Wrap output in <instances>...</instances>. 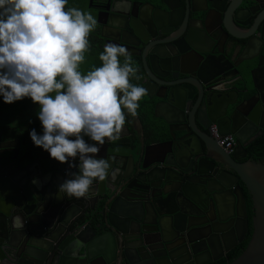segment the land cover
Listing matches in <instances>:
<instances>
[{
  "label": "water",
  "instance_id": "obj_1",
  "mask_svg": "<svg viewBox=\"0 0 264 264\" xmlns=\"http://www.w3.org/2000/svg\"><path fill=\"white\" fill-rule=\"evenodd\" d=\"M202 3L199 9L191 0H174L173 6L162 0L166 27L181 30L196 62L175 45V53L148 52L140 86L147 102L156 100L152 117L159 122L145 138L132 116L140 130L134 152L101 147L98 156L121 169L115 181L94 182L95 195L88 199L61 197L60 185L79 173L80 162L65 170L50 156L24 166L15 159L17 150L10 158L0 156V264L217 261L246 230L241 186L250 199L249 232L245 248L227 264H264V142L243 161L249 132L264 131V4L251 12L243 7L246 0ZM109 8L103 26L130 38L139 40L132 20L144 31L164 24L152 12L144 16L138 0H111ZM196 13L201 16L194 27L189 15ZM209 15L217 22L208 24ZM228 15L243 34L227 29ZM192 30L208 36L207 50L194 47L201 39ZM219 33L226 35L223 42ZM211 124L219 136L233 138L230 153L206 141ZM17 217L22 230L14 227Z\"/></svg>",
  "mask_w": 264,
  "mask_h": 264
},
{
  "label": "clouds",
  "instance_id": "obj_2",
  "mask_svg": "<svg viewBox=\"0 0 264 264\" xmlns=\"http://www.w3.org/2000/svg\"><path fill=\"white\" fill-rule=\"evenodd\" d=\"M67 3L0 0V95L6 104L30 97L40 105L44 132H30L33 144L69 168L80 161L79 173L63 181L59 195L88 199L95 195L94 182L115 181L120 174V168L98 154L106 140L121 138L124 110L137 116L146 89L131 82L139 79V69L121 44L104 46L102 66L87 74L79 71L97 21L90 12L66 9ZM14 227L24 228L19 217Z\"/></svg>",
  "mask_w": 264,
  "mask_h": 264
},
{
  "label": "flooded vegetation",
  "instance_id": "obj_3",
  "mask_svg": "<svg viewBox=\"0 0 264 264\" xmlns=\"http://www.w3.org/2000/svg\"><path fill=\"white\" fill-rule=\"evenodd\" d=\"M134 1V0H131ZM141 5H143V12L144 16H147L149 12H152L154 15V18L158 23H164L161 27H159L158 30L151 29L149 31V28H145L146 31L142 29V27L137 24L135 20L131 21V25L136 26L137 30L136 33L139 36V40L128 37L125 33H116L115 31H112L105 26H103V23L108 16L109 6L111 0H68V3L66 5L67 8H78L84 12H90L97 21L96 28L90 33L89 35V42L90 47L95 48L96 51H91L90 53H93L94 56L100 55L101 52L104 50V46L106 44H109L104 39L101 38V36L111 38L115 40V44H120L119 41H125L128 43V45H124V47L127 48L129 53H131L132 60L134 62V65L138 67L139 71L137 73V76H139V79L131 78V82L134 84H137L140 86L142 75L144 73V65L147 67V60H148V52L154 51L158 53H166L167 51L171 53H175L173 49V45L178 46L180 50L185 51L187 50L186 44L184 43L182 36L180 35L181 30H170L168 27H166V8L162 4V0H138ZM181 0H179L180 2ZM193 2L192 6L193 8H204V3H202V0H191ZM242 2L244 0H241ZM164 3L168 6L174 5V0H164ZM146 4V5H145ZM264 0H246V4L243 6L244 8H249V10L252 12L257 9L258 6L263 5ZM208 5V3H206ZM203 15V13H202ZM245 15V13H244ZM201 14H190V23L192 26L197 27L199 24H197L196 19L200 18ZM229 20L225 22V26L231 33L235 34H243V31L241 28H239L232 20L230 15H228ZM176 19L174 22H177ZM208 24L212 22H217V18L214 15H209L207 19ZM128 30V28H127ZM170 30V31H169ZM129 31V30H128ZM195 30H192V36L194 39H201L200 45H194L196 49L199 50H207L210 46V39L208 36L194 32ZM195 33V34H194ZM219 42H223L224 38L226 37L225 34L219 33L218 35ZM187 54L189 55L188 59L192 62V64H195L196 62V56L191 50H187ZM215 56H219L217 52H215ZM121 63H123V57L120 58ZM264 61V60H262ZM82 70V69H80ZM251 78H253V81L257 82V73L255 71L252 72ZM256 78V80H255ZM141 101L143 102V107L138 109L137 112V119L141 124V129L143 131V134L145 138L149 136V130L150 125L152 123H158L159 120L153 119L152 117V106L156 100L151 99L149 102L146 101L145 96L142 97ZM147 105L151 106V113L148 114L146 117L145 113V107ZM132 117V116H131ZM133 118V117H132ZM139 128L135 123V119L133 118V121L130 123L129 128H124L121 133V138L118 141L111 142L106 140V144L108 147L113 148H123L128 149L133 147L132 152L136 151L139 144H134L133 141H131L132 134L139 135ZM213 132H215L218 135V132L216 130V127L211 124L208 125L206 130H204L205 133V139L209 143V145H215L216 147L222 149L226 153H230L234 147V140L232 138V143L228 149L221 148L218 145L217 140L215 139ZM229 136V135H228ZM264 137V131H259L258 129H254L253 131H250L248 134V144L245 147L246 150V156L243 161H246L250 155V153L253 151L252 144L255 143L259 138ZM139 139V138H138ZM15 139L9 138L6 136V133L0 129V156L5 158H10L13 155V152L17 150L16 152V161L21 165L24 166L28 163H30L32 160L41 158V157H35L31 158L28 151L23 150L22 145L18 141V145H12L15 144ZM8 143H11L8 144ZM45 157V156H42ZM79 159L77 158L75 163L76 165L79 164ZM65 170L70 169L69 164L65 163ZM73 171V169H71ZM74 203L82 208L84 207V204H79V202L74 201ZM80 221V220H79ZM78 221V222H79ZM246 231V230H245ZM245 234V233H244ZM244 237V235H243ZM242 237V239H243ZM241 239V241H242ZM240 241V242H241ZM238 242V243H240ZM233 248V247H232ZM207 264V263H206Z\"/></svg>",
  "mask_w": 264,
  "mask_h": 264
},
{
  "label": "trees",
  "instance_id": "obj_4",
  "mask_svg": "<svg viewBox=\"0 0 264 264\" xmlns=\"http://www.w3.org/2000/svg\"><path fill=\"white\" fill-rule=\"evenodd\" d=\"M96 51L95 48H89V50L85 53V60L79 66V71L82 74H87V72L93 70L96 67L102 66V62L99 60V55L94 56L91 51ZM82 69V70H80ZM54 95V93L52 94ZM122 95V94H121ZM143 102L140 100L138 102L139 108L143 107ZM137 109V112H138ZM40 110V105L37 103H33L30 97H25L20 101H16L12 104H6L3 101V96L0 95V129L6 133V136L9 138L18 140L23 147V150L29 152L31 158L42 157V156H50L49 153L42 148L36 147L31 138L30 132L35 129L38 135H43L44 129L42 124L38 118V113ZM146 117L151 113V106L147 105L145 107ZM126 114V123L124 128H129L130 123L133 121L131 115ZM139 135L132 134L131 141L134 142L135 145L138 143ZM86 142H92L88 137H84ZM264 142V137L259 138L255 143L252 144L253 149L256 144H260ZM251 154V153H250ZM250 156V155H249ZM241 193L244 199L245 205V213H246V231L244 237L240 243H237L233 248H231L225 255L217 261H210L207 264H227L234 260L245 248L247 243V237L250 226V199L246 192V190L241 186Z\"/></svg>",
  "mask_w": 264,
  "mask_h": 264
},
{
  "label": "built area",
  "instance_id": "obj_5",
  "mask_svg": "<svg viewBox=\"0 0 264 264\" xmlns=\"http://www.w3.org/2000/svg\"><path fill=\"white\" fill-rule=\"evenodd\" d=\"M213 135L215 137V139L217 140L218 142V145L221 147V148H224V149H228L232 143V138L230 136H219L217 135L215 132H213Z\"/></svg>",
  "mask_w": 264,
  "mask_h": 264
},
{
  "label": "crops",
  "instance_id": "obj_6",
  "mask_svg": "<svg viewBox=\"0 0 264 264\" xmlns=\"http://www.w3.org/2000/svg\"><path fill=\"white\" fill-rule=\"evenodd\" d=\"M255 80H256V78H255Z\"/></svg>",
  "mask_w": 264,
  "mask_h": 264
}]
</instances>
